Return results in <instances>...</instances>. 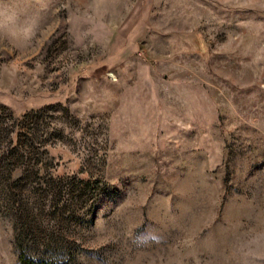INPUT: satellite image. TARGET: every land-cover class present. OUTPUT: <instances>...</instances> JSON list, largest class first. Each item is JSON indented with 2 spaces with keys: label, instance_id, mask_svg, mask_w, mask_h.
<instances>
[{
  "label": "rangeland",
  "instance_id": "374dc122",
  "mask_svg": "<svg viewBox=\"0 0 264 264\" xmlns=\"http://www.w3.org/2000/svg\"><path fill=\"white\" fill-rule=\"evenodd\" d=\"M24 261L264 264V0H0Z\"/></svg>",
  "mask_w": 264,
  "mask_h": 264
},
{
  "label": "trees",
  "instance_id": "16d2710c",
  "mask_svg": "<svg viewBox=\"0 0 264 264\" xmlns=\"http://www.w3.org/2000/svg\"><path fill=\"white\" fill-rule=\"evenodd\" d=\"M19 237L17 238V243H19ZM20 247L23 248L21 242H20ZM25 264H67V263H62V262H59V263H56V262H43V263H35L34 261H24Z\"/></svg>",
  "mask_w": 264,
  "mask_h": 264
}]
</instances>
